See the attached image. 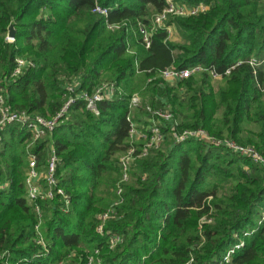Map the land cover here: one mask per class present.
<instances>
[{
    "label": "trees",
    "instance_id": "obj_1",
    "mask_svg": "<svg viewBox=\"0 0 264 264\" xmlns=\"http://www.w3.org/2000/svg\"><path fill=\"white\" fill-rule=\"evenodd\" d=\"M173 1L207 10L168 16L146 48L138 26L151 28L166 0H0V79H10L17 58L33 65L3 84L10 110L50 119L74 80L88 92L103 82L120 89L97 104V116L82 101L72 104L61 124L29 147L24 127L2 131L0 264H87L95 251L103 264H208L222 261L239 239L244 246L228 264H264L263 168L222 148L175 141L184 130L204 129L264 157V63L255 70L239 65L215 88L209 73L264 59V0ZM96 6L107 15L93 13ZM10 25L13 43L5 40ZM171 26L182 41L169 40ZM195 66L206 71L172 87L161 79L171 67ZM133 94L141 102L130 108ZM156 108H169L178 126L162 127L161 148L135 160L122 202L100 234L99 215L118 199L130 124H145ZM51 145L70 207L63 213L58 199L39 201L38 218L26 199L28 155L44 168ZM38 225L46 251L35 242ZM113 233L123 241L110 250Z\"/></svg>",
    "mask_w": 264,
    "mask_h": 264
},
{
    "label": "built area",
    "instance_id": "obj_2",
    "mask_svg": "<svg viewBox=\"0 0 264 264\" xmlns=\"http://www.w3.org/2000/svg\"><path fill=\"white\" fill-rule=\"evenodd\" d=\"M206 10L207 7L202 4L197 6H188L185 4L175 3L173 0H166V7L160 13L152 16L151 28L147 29L144 26H138L139 33L142 35L143 45H145L146 48L149 47L153 32L157 27H161L163 25L168 16L191 17ZM93 13L105 16L108 11L105 8L96 6ZM107 27L110 30L119 28L118 26ZM169 29L170 27L166 30L168 33L170 32ZM5 40L9 43H13L15 39L6 36ZM243 63L249 64L250 67L255 70L264 63V59L259 60L250 58L248 61H239L227 68L222 75L216 73L214 70L209 71L210 76L212 80H220L222 76H228L232 70ZM30 66H33L30 61L25 60L24 58H17L15 59V66L11 72L10 79L7 77L0 79V134L8 125L18 124L24 127L29 133L28 147L31 144L43 139L47 135H50L55 128L61 124L72 104L77 101H82L85 103L86 110L97 116L99 114L97 104L101 101L113 100L120 90L113 83H101L91 92L83 91L79 89V82L74 80L72 83L66 84L65 89L68 93V97L59 111L52 118L46 119L41 116H32L25 112L12 111L7 105V90L3 84L20 76L23 74L24 70ZM203 71H206V69L201 66H195L190 69H177L175 67H171L161 72V78L166 83L176 84L177 82ZM138 103L139 98L136 95H133L130 99L129 107L134 108ZM149 111L150 117L145 119V124L144 122L141 124H130L128 132L129 148L119 159L121 177L115 190L118 199L106 210L105 213L99 215L101 224L98 232L100 234H103L105 222L115 214V208L122 202L121 195L123 189L121 185L129 182L130 171L135 160L145 158L151 152L158 151L161 148L166 139V135L162 131V127H170V129L175 130L178 126V122L169 108H156ZM189 140L201 142L207 146H215L217 148L228 150L232 153L252 160V162L259 164L264 170V158L252 147L241 146L231 139L215 138L207 134L204 129L184 130L175 137L176 142ZM59 162L60 159L52 145L48 149L46 165L44 168H37V156L35 154L30 153L28 155L29 170L25 180L27 191L26 199L34 206V211L38 218L41 217V211L38 206L39 201H52L53 199H58L61 203V211L63 213H67L69 211L70 196L62 188L58 187V180L56 178V170ZM35 233L36 244L46 251L44 241L37 226L35 227ZM246 235L248 234L244 233V236ZM234 236L237 238V235ZM122 241L123 236L114 233L108 234V249H116ZM243 246V240L239 239L236 244L229 248L222 261L208 264H228L232 255ZM97 255L98 251H95L94 255L87 259V264H103ZM184 264H193V260L189 259Z\"/></svg>",
    "mask_w": 264,
    "mask_h": 264
},
{
    "label": "rangeland",
    "instance_id": "obj_3",
    "mask_svg": "<svg viewBox=\"0 0 264 264\" xmlns=\"http://www.w3.org/2000/svg\"><path fill=\"white\" fill-rule=\"evenodd\" d=\"M169 33H168V36H169V40H171V41H174V42H180V41H182V36L177 32V30L173 27V26H171L170 27V29H169ZM162 79V78H161ZM221 81V79L220 80H212V85H213V87L215 88L216 86H217V84H218V82H220ZM164 82V81H163ZM103 83H106V82H103ZM164 83H166V82H164ZM172 86V85H171ZM146 89V88H145ZM133 95H136L138 98H139V103L141 102V98L139 97V95L138 94H133ZM139 103H138V105H139ZM144 119H146V118H144ZM206 131V130H205ZM207 132V131H206ZM207 134H209L208 132H207ZM210 135V134H209ZM211 136V135H210ZM242 146V145H241ZM248 147H250V146H248ZM253 148V147H252ZM254 149V148H253ZM263 157V156H262ZM264 158V157H263ZM120 159V158H119ZM0 187H4V188H6L7 187V183L6 182H4V183H2V184H0ZM263 216H264V211H263V214H262ZM38 227V230H39V225L37 226ZM39 232H40V230H39Z\"/></svg>",
    "mask_w": 264,
    "mask_h": 264
},
{
    "label": "water",
    "instance_id": "obj_4",
    "mask_svg": "<svg viewBox=\"0 0 264 264\" xmlns=\"http://www.w3.org/2000/svg\"><path fill=\"white\" fill-rule=\"evenodd\" d=\"M15 28H14V25H10L7 29V36L9 38H14L15 37Z\"/></svg>",
    "mask_w": 264,
    "mask_h": 264
},
{
    "label": "crops",
    "instance_id": "obj_5",
    "mask_svg": "<svg viewBox=\"0 0 264 264\" xmlns=\"http://www.w3.org/2000/svg\"><path fill=\"white\" fill-rule=\"evenodd\" d=\"M168 84H169V86H171V85L174 86V85H176L177 83H176V84H175V83H174V84H173V83H172V84H171V83H168ZM172 86H171V87H172Z\"/></svg>",
    "mask_w": 264,
    "mask_h": 264
}]
</instances>
